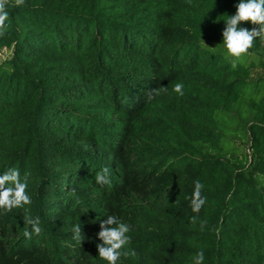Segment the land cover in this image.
I'll use <instances>...</instances> for the list:
<instances>
[{
    "label": "trees",
    "instance_id": "trees-1",
    "mask_svg": "<svg viewBox=\"0 0 264 264\" xmlns=\"http://www.w3.org/2000/svg\"><path fill=\"white\" fill-rule=\"evenodd\" d=\"M238 3L9 0L0 174L28 173L32 203L0 209V264H108L97 249L108 215L130 228L121 251H135L117 264H193L201 250L203 264H264V95H248L264 93L252 79L264 43L232 66L223 18ZM242 112L246 152L226 147L225 129L241 125L224 121ZM197 180L206 203L194 213ZM25 216L40 221L31 239Z\"/></svg>",
    "mask_w": 264,
    "mask_h": 264
},
{
    "label": "clouds",
    "instance_id": "clouds-1",
    "mask_svg": "<svg viewBox=\"0 0 264 264\" xmlns=\"http://www.w3.org/2000/svg\"><path fill=\"white\" fill-rule=\"evenodd\" d=\"M17 6L22 5L24 0H15ZM9 0H0V35L7 30L6 21L8 12L6 7ZM237 11L234 15H227L225 28L223 30V45L226 47L229 55L235 58H240L247 54L249 49L254 46V41L259 38L261 43H264V0H239L236 5ZM251 22L254 27L248 29L240 27L241 22ZM233 67H236V62L233 61ZM174 91L183 95V84L177 83L174 86ZM160 89H153L148 94V99H153L154 95H158ZM109 169L104 167L95 176L98 184L105 185L110 183L108 176ZM28 187V173H25L24 179L21 180L20 172L17 168H9L0 174V209L11 212L14 208L23 207L32 203L26 189ZM204 185L199 181H195L194 191L191 197V207L194 213H199L202 206L206 203V198L202 195ZM192 222H196V217L193 216ZM25 223L31 225L32 230L25 228L23 235L27 239H31L33 233L39 235L42 231L39 218L24 217ZM204 222H201L203 228ZM130 231L126 223L119 222L114 215H108L107 219L100 220V231L97 233L101 243L97 244L98 256L107 261L108 264H117L121 256H134L135 251L121 250L125 245L129 244L131 237L128 235ZM73 239L82 243L84 236L80 225L73 226ZM204 252L199 251L193 257V264H203Z\"/></svg>",
    "mask_w": 264,
    "mask_h": 264
},
{
    "label": "rangeland",
    "instance_id": "rangeland-1",
    "mask_svg": "<svg viewBox=\"0 0 264 264\" xmlns=\"http://www.w3.org/2000/svg\"><path fill=\"white\" fill-rule=\"evenodd\" d=\"M11 55H12V49H9V48L1 49L0 50V64L2 62H4L7 58H9ZM231 57L232 56L230 55V59H231ZM232 58H235V57H232ZM248 60H249V56H247L245 54L242 57L235 59L234 61L248 65L249 64ZM263 60H264V58H263ZM260 77H262V78H260ZM259 78H260V81L264 82V66H260V65H258L253 70V73H252V79L255 82L258 81ZM248 95H249V97L253 95L255 98H259V97L263 96L264 93L262 95L257 96V97H256V94H254V93H249ZM242 97L243 98H241L242 99L241 103L243 101L247 102L248 96H242ZM222 114H223V112L220 111L217 115V117L220 121H221L220 115H222ZM244 114L249 115V113H247V112H244V113L242 112V113H240L241 118L239 120H237L239 117V114L237 116L233 115V117L228 116L227 119H225V121H224V125H227V126L230 125L229 127L232 128V127H236L237 125L244 124L247 120V118H246L247 116ZM228 118H230V120ZM231 133H232V129H228V128L225 129V135H226V139H227L226 147L229 149H231L232 147H236L240 151L246 152L248 150V145H247L248 134L246 133L245 125L239 126L237 131H234L232 134ZM246 139H247V141H246Z\"/></svg>",
    "mask_w": 264,
    "mask_h": 264
}]
</instances>
